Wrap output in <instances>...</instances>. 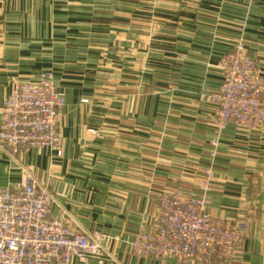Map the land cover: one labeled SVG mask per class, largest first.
<instances>
[{
    "label": "crops",
    "instance_id": "0c3cea01",
    "mask_svg": "<svg viewBox=\"0 0 264 264\" xmlns=\"http://www.w3.org/2000/svg\"><path fill=\"white\" fill-rule=\"evenodd\" d=\"M144 3L142 7L149 6ZM157 4L163 9L158 12L173 23L165 25L184 29L162 28L157 37L164 41V55L173 57L165 69L179 74L173 112L166 117L169 127L120 128L124 138L120 144L87 139L84 109L68 106L60 122L62 155L32 148L12 156L0 147V188L21 186L26 170L49 185L52 216L77 217L100 239V253L85 260L74 257L71 264H179L175 257L136 256L130 245L133 232L144 219L154 223L159 210L154 196L171 191L174 184L185 193H200L197 170L211 167L215 176L207 209L227 223L238 224L244 239L231 259L213 257L188 264H264V127L249 131L230 122L219 133L207 98L220 87L223 73L218 63L234 36L264 71V0H158ZM20 7L26 8L27 1L0 0V123L2 100L14 86L20 80H38L27 73L35 71L32 68L6 67V72L2 66L6 55L19 60L21 40L34 38L26 31L28 19L18 15ZM17 41L19 46H13ZM26 48L23 54L32 55ZM160 102L167 103L159 101V107ZM152 135H163L160 144L154 141L155 147L149 142ZM217 135L220 143L214 147ZM210 151L217 153L216 159ZM149 152H158L157 167L151 169ZM134 164L141 165L139 175Z\"/></svg>",
    "mask_w": 264,
    "mask_h": 264
},
{
    "label": "built area",
    "instance_id": "2783aa9c",
    "mask_svg": "<svg viewBox=\"0 0 264 264\" xmlns=\"http://www.w3.org/2000/svg\"><path fill=\"white\" fill-rule=\"evenodd\" d=\"M218 67L223 73L221 84L209 95L218 131L230 122L249 131L263 128L264 71L245 44L239 41ZM65 104V96L51 77L17 83L2 103L0 147L12 156L48 148L60 157L58 122ZM208 183L187 199L178 193L161 198L155 228L139 227L130 242L135 255L175 257L180 264L231 257L241 241V229L226 226L196 206L208 199ZM52 201L49 185L29 172L21 186L0 188V264H71L74 257L85 260L100 253L98 237L72 228L64 216L51 215Z\"/></svg>",
    "mask_w": 264,
    "mask_h": 264
},
{
    "label": "rangeland",
    "instance_id": "374dc122",
    "mask_svg": "<svg viewBox=\"0 0 264 264\" xmlns=\"http://www.w3.org/2000/svg\"><path fill=\"white\" fill-rule=\"evenodd\" d=\"M14 1H27L26 8L20 7L16 10L20 17L24 15L25 19H28L26 31L34 38L21 40L22 54L17 55L19 60L16 55H6L5 64L2 66L29 67L35 71L27 73L34 75L38 80L43 77L52 78L56 88L66 98V104L59 114V134L63 111L68 106L72 109H84L87 139L97 137L121 141L124 138L120 128L141 129L145 126L153 129L157 125L169 127L166 117L173 112L172 105L175 103L174 94L178 87L179 74L165 69L164 65L169 61L171 63L173 57L164 55V41H159L157 37L162 35V28L178 32H184V29L181 25L164 24L173 23L168 22L169 20L158 12L163 10L158 8V0ZM142 1L149 6L142 7ZM233 39L230 50L238 44L236 36ZM19 42L13 43V46H19ZM27 46L33 51L32 55L23 54L28 51ZM176 57L177 60L180 59L178 55ZM21 61L30 65L25 66ZM18 62L21 64H17ZM20 83L23 82L20 80ZM162 99L167 103L160 102L159 107L158 103L163 101ZM3 101L4 99L2 103ZM144 120H149L150 124L144 125ZM152 137L149 142L155 147L157 141L160 144L163 135ZM219 143L220 137L217 135L213 138L212 145L216 147ZM117 150L119 153L118 148ZM148 155L149 169L157 167L158 152H149ZM209 155L216 159L217 153L210 151ZM140 166H132L136 168L135 175L141 172ZM25 172L27 171L25 170L24 174ZM197 172L200 190L208 181L210 188L215 176L213 168H201ZM210 175L211 180H207ZM175 193L184 197L183 199L190 195L182 190L181 185L174 184L171 191L160 192L158 196H154L158 208L161 198ZM198 199L201 200L199 197ZM208 199L196 206L204 207L207 213L223 220L226 226H238L241 229L238 224L227 223L224 218L212 214L207 209ZM61 216H64L72 228L79 227L89 232L77 217L65 213ZM154 225L155 221L151 225L144 219L137 225L136 230L141 226L153 229ZM241 233L238 247L244 239L242 229ZM236 251L231 257L222 258L231 259Z\"/></svg>",
    "mask_w": 264,
    "mask_h": 264
}]
</instances>
